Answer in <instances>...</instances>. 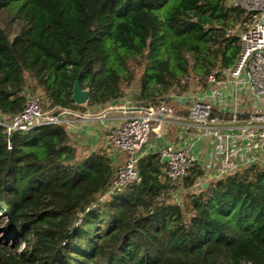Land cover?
Segmentation results:
<instances>
[{
  "label": "trees",
  "instance_id": "trees-1",
  "mask_svg": "<svg viewBox=\"0 0 264 264\" xmlns=\"http://www.w3.org/2000/svg\"><path fill=\"white\" fill-rule=\"evenodd\" d=\"M228 2L0 0V13L23 22L13 39L0 26V116L23 110L28 87L48 108L84 111L71 100L77 77L88 105L116 104L130 58L147 59L144 87L160 86L153 95L188 89L191 71L204 84L241 49L227 30L248 14ZM165 166L158 152L145 155L140 181L100 202L115 173L108 151L79 162L64 123L0 125V264H264V168L194 191L200 165L176 180Z\"/></svg>",
  "mask_w": 264,
  "mask_h": 264
},
{
  "label": "built area",
  "instance_id": "built-area-1",
  "mask_svg": "<svg viewBox=\"0 0 264 264\" xmlns=\"http://www.w3.org/2000/svg\"><path fill=\"white\" fill-rule=\"evenodd\" d=\"M228 5L248 14L237 27L227 30L228 35L240 36V52L233 65L215 66L204 84L189 79L198 83L195 89L175 96L184 113L176 112L166 101L146 106L111 105L102 111L103 116L113 109L126 115L106 134L115 173L100 202L140 181L138 162L154 152L168 157L164 175L172 180L200 165L205 173L191 187L194 191L207 181L252 165L264 168V0H229ZM44 101L39 94H27L23 110L0 116V125L8 132H27L45 124L71 126V117H88L60 105L45 109Z\"/></svg>",
  "mask_w": 264,
  "mask_h": 264
},
{
  "label": "rangeland",
  "instance_id": "rangeland-1",
  "mask_svg": "<svg viewBox=\"0 0 264 264\" xmlns=\"http://www.w3.org/2000/svg\"><path fill=\"white\" fill-rule=\"evenodd\" d=\"M173 2V1H172ZM23 25L22 20H20L18 17H16L14 14L9 13L7 11H3L0 13V26L5 28L8 31V34L11 39H13L20 31L21 27ZM240 28H238L237 33L239 32ZM128 64L130 68L133 71V76L131 77L130 83H125L123 85V90L125 92V96L122 99H119L116 104L112 102H107V103H96L93 105H88L85 103L83 106H85L84 110H88L89 112L92 113H98L97 117L103 118V113L108 106H120V105H127V106H146V105H157L161 104L164 100L169 102V106L171 108L178 109L177 101L175 97L177 94H183L184 92L195 89V87L198 85L197 82H190V87L186 90H182L179 85H176L173 87L169 92L164 93V95H153L152 91L157 92V89L160 88L159 85L146 88L144 87V78H145V73H146V66H147V59L146 58H130L128 60ZM192 78V79H191ZM193 78H196L195 74L191 71L188 77H185V81L187 79L194 80ZM28 94H39L41 96L42 93L40 91L32 92L31 87H28L27 90ZM174 95V97L172 96ZM48 103L44 101V107L45 109H48ZM116 110V109H113ZM112 111V110H111ZM110 113H105V115L111 114ZM115 113V112H113ZM115 114H120V113H115ZM154 124V123H153ZM158 146L156 147V149ZM155 149V150H156ZM186 191H184L185 193ZM108 197L104 198L107 199ZM179 197V196H178ZM103 200V201H104ZM102 202V201H101ZM10 251H15L14 247L9 248Z\"/></svg>",
  "mask_w": 264,
  "mask_h": 264
},
{
  "label": "crops",
  "instance_id": "crops-1",
  "mask_svg": "<svg viewBox=\"0 0 264 264\" xmlns=\"http://www.w3.org/2000/svg\"><path fill=\"white\" fill-rule=\"evenodd\" d=\"M179 109H183V107L180 106ZM78 111L86 114L88 117L86 119L71 117L73 125L66 126L68 135L77 149V160L81 162L89 158L96 151H108L106 149V134L110 128L118 126L123 122L126 113L117 109L110 110L107 113L112 112L111 114L99 118L97 117L98 113H92L88 110Z\"/></svg>",
  "mask_w": 264,
  "mask_h": 264
},
{
  "label": "water",
  "instance_id": "water-1",
  "mask_svg": "<svg viewBox=\"0 0 264 264\" xmlns=\"http://www.w3.org/2000/svg\"><path fill=\"white\" fill-rule=\"evenodd\" d=\"M89 99V90L87 88H83L80 82L79 77H77L74 81L71 100L78 105H84L87 103ZM163 162L168 161V157L164 156L162 158ZM207 185V182L205 183Z\"/></svg>",
  "mask_w": 264,
  "mask_h": 264
}]
</instances>
